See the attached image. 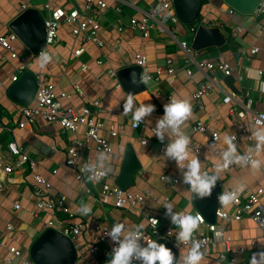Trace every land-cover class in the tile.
<instances>
[{"label":"crops","instance_id":"0c3cea01","mask_svg":"<svg viewBox=\"0 0 264 264\" xmlns=\"http://www.w3.org/2000/svg\"><path fill=\"white\" fill-rule=\"evenodd\" d=\"M85 1L0 0V35L11 32L10 22L24 9L39 10L41 8L47 11L48 17L47 3H50L53 9L63 8L67 12L77 9L83 12ZM104 1L107 3V10L103 11L100 17V33L105 42L102 49L93 43H86L83 45L85 48L83 55L75 58L73 51L82 44L73 36V27L69 24H63L60 27V41L51 48L52 60L43 68L40 67V61L32 57L33 54L19 39L15 46L20 59H11L10 54L0 47V183L5 187L0 193L2 236L7 239L10 246L27 252L43 232V222L52 220L57 224L59 219L64 217L45 213L36 216V199L33 193L34 176L40 175L52 183L55 194L60 193L68 198V206L74 215L72 222L84 224L80 242L87 243L85 245L97 244L99 247L98 254L86 250L84 260L81 258L78 264H94L95 262L107 264L109 260L103 254L106 245L99 242L100 233L93 230L96 221H99L105 228L115 223H124L130 226H142L141 229H146L148 224L145 219L131 212L117 209L110 198L100 202L98 194L102 189V183H80L76 180L75 169L66 165L67 151L72 146L74 137H83L86 132L85 128L81 127L77 133H74L64 131L57 123L38 122L25 128L18 126V123L23 120V106L14 103L8 91L14 84L13 77L17 74L21 64L26 63L29 71L34 74L42 72L47 75L60 93L69 94L70 99H62V103L66 106L77 109L82 107L94 109L93 102H100L101 108H99L97 119L105 125L100 135L111 145L113 152L107 154L95 149L94 144H91L92 149L85 154L94 163L101 154L106 155L112 169L110 174L116 175L107 183L117 185L127 147L132 145L140 161L141 169L135 175L134 185L129 191L145 195L150 214L159 218V227L162 230L172 226L170 219L165 218V205L170 204L174 214L185 210L195 214L197 211L193 202L194 194L183 184V172L180 167L161 153V148L167 143L168 138L166 137L165 141L161 142L150 131L155 128L156 120L163 115L164 105L173 97L190 103L193 115L184 128V132L190 138L193 155L201 162V171L205 167L214 165V169L210 170L212 174L215 173L216 165L221 162L219 152L227 147L224 143L226 136L240 134L243 129L253 133L254 129L261 128L253 126V115L250 112H247L244 119H238V117L231 116V108L241 111L243 106L247 105L248 99H251L250 110L253 113L264 112V94L261 93L264 85V30L261 19L256 17L244 19L246 29L239 39L231 38V34L226 35L225 31L229 28L223 30L227 43L221 48H209L199 52L192 50L191 55H188L179 44L193 37L194 33L189 26L180 22H168V27L175 33L176 39L166 34L162 35L158 30H152L149 37H143L139 31L129 26L131 19L144 16L151 4L157 0ZM224 5L221 0L203 2L199 15H207L215 21L229 22L227 17L219 11V8ZM233 24L234 22H229L231 28L234 27ZM120 28L123 31H119ZM185 28L188 30L185 31ZM117 41H120V45H117ZM254 47L259 48V52L251 56L249 51ZM242 48L248 51L247 54L237 55ZM136 53H141L148 58L151 73H154L157 67L167 69L168 59L173 61L172 66L175 68L173 82L170 80L171 76L164 73L160 81H148L144 83V89L134 93L138 104L151 103L156 109L149 118L151 123H147L148 127L139 130L132 129L130 114L127 116L123 114V103L128 92L123 87L116 88V84L121 82L119 72L134 67ZM192 59L196 61L220 59L231 64L234 69L230 77H225L219 71L208 73L214 79L216 87L203 99L205 105L203 110L196 107L193 94L198 83L206 79L204 73L199 71L194 63L189 62ZM98 61H102L103 65L97 64ZM83 64H87L88 70L82 69ZM187 68L192 70L191 76L187 75ZM244 68H248V71H244ZM110 70L116 72L117 76L112 77L109 74ZM134 71L132 69L128 73L131 75ZM74 85L81 87L83 95L77 93ZM229 92H235L237 98L227 105L223 99ZM198 121L205 123L206 133L195 130ZM111 128L117 132L116 136L111 135ZM216 131L221 134L220 141L213 144L210 135ZM143 139L147 140V145L141 144ZM11 142H16L23 152L35 162L34 167L26 163L21 168H15L13 173L7 174L4 171L8 163H13V157L8 148ZM234 144L238 153L243 155L255 145V139L247 142L242 138ZM212 145H215L214 149ZM255 158L262 161L259 170L251 167H228L219 173L222 192L225 189L235 190L243 186L244 191L240 196L244 202L248 190L264 189V152L259 153ZM176 179L177 183L174 182ZM88 189L90 193L87 192ZM261 202L264 205V194L261 196ZM16 203L21 205V209H15ZM84 204L91 209L87 215L81 214L79 210ZM223 208L228 212L234 209L232 205H223ZM217 223L224 226L226 235L231 239L232 248H240L244 251L239 257L240 262L250 264L252 255L264 250L263 231L252 219L245 218L231 222L218 219ZM8 224L15 228L10 234L6 230ZM177 234L178 230L174 228V239ZM252 243H255V247ZM187 248L189 247L178 250L179 255L181 250ZM220 250L221 247L218 245L216 248L202 251L201 264H229L220 262L218 258ZM5 255V252L2 253L1 264H3L2 258ZM13 264L21 263L14 259Z\"/></svg>","mask_w":264,"mask_h":264},{"label":"built area","instance_id":"2783aa9c","mask_svg":"<svg viewBox=\"0 0 264 264\" xmlns=\"http://www.w3.org/2000/svg\"><path fill=\"white\" fill-rule=\"evenodd\" d=\"M207 2L209 3V0H206V3ZM46 9L48 10L49 14L46 18V43L39 54L42 51H47L51 55V48L57 45L60 41L59 29L63 24L71 25L73 27V36L81 41L82 45L73 51V56L75 58H80L83 55L85 52L83 45L86 43H93L100 49L104 47L105 42L102 40L100 33L101 13L107 10V3L104 0H86L85 10L83 12H80L77 9L71 10L69 12L63 8L53 9L50 3L46 4ZM219 11L227 17L229 22H234V27L231 28L230 33L231 38L233 39H239L245 32L246 28L243 21L249 17L261 19L264 30V0L259 5L253 16H243L227 5L219 8ZM168 22H179L173 1L157 0V2L151 4L149 11L146 12L144 16L139 19H131L129 26L139 31L143 37H149L152 30H158L160 34H166L176 39L175 33L168 27ZM229 22L215 21L209 16L203 15L198 18L196 25L191 28V31L195 34L198 26L200 25L207 28H219L221 31H223L230 27ZM119 31H123L122 28H120ZM17 41L18 37L13 32L0 35V47L10 54L11 59H20L15 46ZM117 45H120V41H117ZM179 45L185 53L191 55V44H189L188 41H182ZM247 52V50L242 48L240 52L237 53V55H246ZM249 52V54L253 56L259 52V48L254 47L250 49ZM39 54L37 56L33 55L32 57L37 58ZM134 59L135 65L141 68V75L143 72L147 75L148 79L146 82H158L161 80L164 73L171 76V82L174 81L175 68L172 66L173 61L171 59L167 60V69L157 67L154 73L149 71V60L145 55L136 53ZM189 62L191 64L194 63L198 70L205 75L206 80L198 83L193 94V100L196 104V107L199 110H203L205 107L203 99L216 87L214 79L210 77L208 73L219 71L222 72L225 77H230L233 75L234 69L231 64L220 59H203L201 61L192 59ZM190 63L187 64L189 65ZM97 64L103 65L102 61H98ZM28 67L29 66L26 63H23L19 66L17 74L13 77V83L18 80L22 73L29 71ZM82 69L84 71L88 70L87 64H83ZM244 71H248V68H244ZM109 74L112 77L117 76L116 72L113 70H110ZM192 74V70L187 68V75L191 76ZM35 75L38 82L37 91L32 104L22 108L23 120L18 123V126L20 128H25L27 126H33L38 122L57 123L64 131H71L74 133H77L78 129L81 127L85 128L86 132L84 136H75L72 146L67 151L66 165L71 169H75L76 180L80 183L101 182L102 189L98 194L100 202L110 198L114 201V205L117 209L131 212L135 216L145 219L148 225L146 229H140L142 232V239L146 237L147 240L151 242H156L159 239H168L171 241L173 247L176 250L190 247V244H180L179 247L177 246L176 239L173 238V226H170L166 230H162L159 227L160 220L158 217L152 216L150 214L146 204V197L143 193H133L129 190H124L117 185L108 184V180L115 178L116 175L114 173H108V175L100 178L99 180L88 179L89 174L84 170L83 166L86 163H94L91 158L85 154V152H89L92 149L91 144H94V148L96 147L95 149L103 151L107 154H111L113 152L111 145L100 135V132L105 128L104 123L97 119L99 108H101L100 102H93V106L95 107L94 109L89 107L77 109L76 107L66 106L62 103V99H70V95L66 92L60 93L56 89L55 85L51 82L49 77L44 75L42 72L35 73ZM122 87L123 86L121 82L116 84V88L121 89ZM74 89L77 90L78 94L83 95V91L79 85H74ZM261 93L264 94V85L261 88ZM245 96L249 97L248 94H245ZM236 98L237 94L235 92H229L224 97L223 102L228 105L235 101ZM251 104L252 100L248 99V103L246 106H243V110L239 111L236 108H231V116L234 118L238 117V119H244L247 112H250L253 115V126L261 128L264 127V112L253 113L250 110ZM129 114L133 130L145 129L148 127L147 123L145 124L143 122H141L139 125L135 124L131 118V113ZM154 129L155 128L150 129V131L155 136ZM195 130L200 133H206L207 128L205 123L198 121L195 125ZM110 132L112 136H116L117 134V132L112 128L110 129ZM220 136V132H213L210 135L211 143H219ZM230 138L232 139L233 143H238L242 138L247 142L254 141L252 133L247 129H243L240 134L230 135ZM141 144L147 145V140H141ZM8 148L13 157V163H8L5 166L4 171L7 174L13 173L15 168H21L26 163H29L31 167H34L35 162L23 152V149L19 147L16 142H11ZM251 148L252 147H250L246 153H248ZM164 150L165 145L162 146L161 153H164ZM229 167L243 168L235 164ZM211 169H214V165L205 167L202 172H208L209 174H212L210 171ZM162 179L164 180V177ZM174 182L177 183L178 180L176 179ZM4 188V185L0 183V193L4 190ZM53 191L54 189L51 182L40 175L34 176L33 193L36 199V216H39L38 214L40 213L64 216L63 218L59 219L57 224H55L52 220L43 222V231L47 229H54L64 237L68 238L73 243L77 252L78 259L76 264H78V260L81 258L83 259L86 250H89L90 253L98 254L99 247L97 244L85 245L87 243L80 242V237L84 231V224L72 222L74 215L68 206V198L60 193L55 194ZM224 191L230 190L225 189ZM87 192L90 193V190L88 189ZM247 193V198L244 200V202L242 197L239 196L237 201L234 204H231L234 208L232 212L226 211L223 208V205H221V207L216 212L215 223L207 222L204 216L201 214V230L195 234V238L202 242L201 251H206L209 248H216L219 245L221 250L219 252L218 258L221 262H228L229 264H245L239 261V257L244 251L240 248H232L231 239L226 235L224 226L218 224L217 220L220 219L223 222H231L241 221L245 218L252 219L262 229V238L264 240V205L261 202V196L264 194V189L261 188L257 191L248 190ZM15 209H21V205L16 203ZM112 226L113 225H108L105 228L99 221H96L95 228L93 227V230L96 233H100L98 237L99 242L106 245V248L103 251V254L106 256V258H110V253L113 247V242L107 236V232L110 231ZM6 230L10 234L15 230V228L11 224H8ZM142 243L146 244V242L143 241ZM252 246L255 247V243H252ZM4 252L6 255L2 258L3 264H13L14 259H17L21 264H35L30 258L29 251L25 252L15 246H10L7 239L2 236V231L0 230V259L2 257V253ZM94 264L101 263L95 262ZM135 264H139V262H135Z\"/></svg>","mask_w":264,"mask_h":264},{"label":"clouds","instance_id":"9594fccd","mask_svg":"<svg viewBox=\"0 0 264 264\" xmlns=\"http://www.w3.org/2000/svg\"><path fill=\"white\" fill-rule=\"evenodd\" d=\"M37 59L40 67H45L52 57L47 51H42ZM148 77L143 72L140 82L146 83ZM132 83H137L135 74H132ZM155 105L151 103H137L136 95L129 92L123 103V114L129 115L133 122L139 125L151 123L149 119L155 111ZM193 112L190 103L184 99L173 97L164 105V113L155 122V136L164 142L166 137L164 154L174 161L183 172V184L195 194L196 199L210 198L217 185L219 173L231 165L251 167L259 170L262 161L255 158L259 153L264 152V128L254 129L252 136L255 145L246 154H239L236 145L230 137H225L227 145L219 152L221 162L216 165L215 173L201 171L200 160L193 155V148L190 146V138L185 134L184 128L192 118ZM213 149L215 145L211 146ZM108 157L101 154L95 163H86L83 168L89 174V180H99L111 172ZM243 186L230 191H224L218 195L219 204L228 206L234 204L243 193ZM159 206V205H157ZM165 218L170 219L171 225L178 230L176 244H190V247L181 250L180 255L175 256L164 245L142 239V226H130L124 223H115L107 232V236L113 242L112 251L107 264H201L203 252L202 242L195 238V234L201 230L202 216L200 212L192 214L185 210L174 214L172 206H164ZM81 214L87 215L91 209L87 204L81 205ZM146 242L145 243H142ZM250 264H264V250L254 253Z\"/></svg>","mask_w":264,"mask_h":264},{"label":"water","instance_id":"95a60500","mask_svg":"<svg viewBox=\"0 0 264 264\" xmlns=\"http://www.w3.org/2000/svg\"><path fill=\"white\" fill-rule=\"evenodd\" d=\"M179 19V22L186 26H191L198 21L202 0H172ZM225 5L231 7L243 16H253L263 0H221ZM9 29L13 32L24 46L37 56L46 43V18L43 13L36 8L23 10L10 24ZM227 43V38L219 28H207L198 26L191 43V49L202 51L209 48H221ZM135 70L137 83H132V74L129 70ZM141 68L134 65L131 69L119 72V77L123 88L129 93H136L144 89V83L140 82ZM38 87L36 75L32 71H25L18 80L10 87L8 95L10 99L23 107H27L33 101ZM141 169L138 156L132 145L126 150L117 185L129 190L134 185V177ZM222 193L221 183L218 179L217 185L210 198L202 200L196 199L193 195V202L198 212H200L207 222H216V212L221 207L217 199ZM157 244L164 245L175 256H179L171 241L159 239ZM31 260L35 264H76L77 252L73 243L54 229H47L34 241L29 250Z\"/></svg>","mask_w":264,"mask_h":264},{"label":"trees","instance_id":"16d2710c","mask_svg":"<svg viewBox=\"0 0 264 264\" xmlns=\"http://www.w3.org/2000/svg\"><path fill=\"white\" fill-rule=\"evenodd\" d=\"M203 2L206 3V0H203ZM199 17H200V15H199ZM195 25H196V23L193 24V25H191V26H189V27L192 28V27H194ZM230 32H231V27H229V29L225 31V33H226L227 36L230 34ZM193 37H194V35H193ZM193 37H191V38L188 40V41H189V44L192 43V41H193Z\"/></svg>","mask_w":264,"mask_h":264},{"label":"rangeland","instance_id":"374dc122","mask_svg":"<svg viewBox=\"0 0 264 264\" xmlns=\"http://www.w3.org/2000/svg\"><path fill=\"white\" fill-rule=\"evenodd\" d=\"M39 10L43 13V15L45 16V17H47V11H45L44 9H41V8H39ZM186 26V25H185ZM186 30H188V28H185V31ZM203 51V50H202Z\"/></svg>","mask_w":264,"mask_h":264},{"label":"bare ground","instance_id":"6f19581e","mask_svg":"<svg viewBox=\"0 0 264 264\" xmlns=\"http://www.w3.org/2000/svg\"><path fill=\"white\" fill-rule=\"evenodd\" d=\"M221 262V261H220Z\"/></svg>","mask_w":264,"mask_h":264}]
</instances>
